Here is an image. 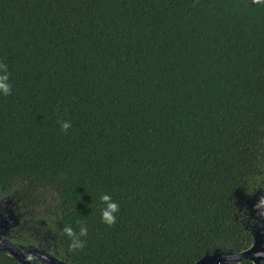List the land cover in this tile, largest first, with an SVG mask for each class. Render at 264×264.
I'll return each mask as SVG.
<instances>
[{
	"label": "trees",
	"instance_id": "obj_1",
	"mask_svg": "<svg viewBox=\"0 0 264 264\" xmlns=\"http://www.w3.org/2000/svg\"><path fill=\"white\" fill-rule=\"evenodd\" d=\"M0 64V200L26 213L14 244L58 264H195L251 246L264 0H0ZM0 264L20 263L0 247Z\"/></svg>",
	"mask_w": 264,
	"mask_h": 264
},
{
	"label": "water",
	"instance_id": "obj_2",
	"mask_svg": "<svg viewBox=\"0 0 264 264\" xmlns=\"http://www.w3.org/2000/svg\"><path fill=\"white\" fill-rule=\"evenodd\" d=\"M11 223L5 222L4 225H8ZM7 226H3L0 229V233L3 229ZM0 247H2L10 256H12L15 260H17L20 264H31L27 257L26 249L23 247L14 244L9 239L5 238L0 234ZM264 254V236L259 234H254L253 242L251 246L242 251L240 253H221V252H214L212 254H206L203 256L199 261L195 264H238L243 259L250 260L253 264H259V257L260 255ZM39 258L47 264H58L55 262L54 259L51 257L40 255Z\"/></svg>",
	"mask_w": 264,
	"mask_h": 264
},
{
	"label": "flooded vegetation",
	"instance_id": "obj_3",
	"mask_svg": "<svg viewBox=\"0 0 264 264\" xmlns=\"http://www.w3.org/2000/svg\"><path fill=\"white\" fill-rule=\"evenodd\" d=\"M24 209V206L17 202H13L11 199L6 200H0V229L3 226L5 229L2 230L0 233L5 238L9 239L11 242L13 240V232H16L15 230L18 228H21V225H23L24 222L21 221V219L26 215V213L22 212L21 210ZM255 220H252L251 224V234L254 236V234H261L264 236V207L263 210H260L255 215ZM11 220V223L8 225H4L5 222H9ZM28 259H39L42 261L39 256L46 254L39 252L35 249L32 250H26ZM259 257V264H264V254L260 255ZM30 261V260H29ZM250 261V260H249ZM44 262V261H42ZM251 262V261H250ZM252 263V262H251ZM253 264V263H252Z\"/></svg>",
	"mask_w": 264,
	"mask_h": 264
},
{
	"label": "clouds",
	"instance_id": "obj_4",
	"mask_svg": "<svg viewBox=\"0 0 264 264\" xmlns=\"http://www.w3.org/2000/svg\"><path fill=\"white\" fill-rule=\"evenodd\" d=\"M9 74L7 71V68L4 64H0V95H8L10 91V85H9ZM68 122H63L61 124L62 129H67L69 127ZM103 202L105 203L106 207L101 211V220L103 223L107 225H111L115 222V215L118 211V204L113 201L108 195H104L101 197ZM64 233L67 234L68 237H72V229L65 226L63 229ZM84 234V230L81 229L80 235ZM83 247V241L76 239L74 242H71L69 244V250L72 249H80Z\"/></svg>",
	"mask_w": 264,
	"mask_h": 264
}]
</instances>
